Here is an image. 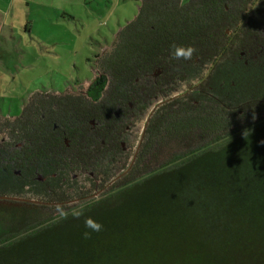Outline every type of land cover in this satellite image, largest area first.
Here are the masks:
<instances>
[{
    "label": "trees",
    "instance_id": "trees-1",
    "mask_svg": "<svg viewBox=\"0 0 264 264\" xmlns=\"http://www.w3.org/2000/svg\"><path fill=\"white\" fill-rule=\"evenodd\" d=\"M143 1L102 62L123 81L148 67L151 44L207 45L225 18L224 0ZM227 74L217 100L193 115L202 134H213L201 146L117 194L50 220L38 216V224L0 211V264H264V117L230 129L264 110V89H246L241 74L228 90ZM185 114L177 123L188 124L179 121ZM87 218L102 230L86 227Z\"/></svg>",
    "mask_w": 264,
    "mask_h": 264
},
{
    "label": "flooded vegetation",
    "instance_id": "flooded-vegetation-1",
    "mask_svg": "<svg viewBox=\"0 0 264 264\" xmlns=\"http://www.w3.org/2000/svg\"><path fill=\"white\" fill-rule=\"evenodd\" d=\"M222 9L219 35L192 45L193 60L178 70L169 46L153 43L148 67L128 81L101 67L89 83L46 91L22 104L16 117L0 115V202L14 204L20 217L40 209L53 218L117 194L164 166L138 168L170 132L167 122L217 100L222 72H228V90L241 74L246 89H264V0H224ZM97 57L95 69L105 59ZM263 117L264 110L243 127Z\"/></svg>",
    "mask_w": 264,
    "mask_h": 264
},
{
    "label": "rangeland",
    "instance_id": "rangeland-1",
    "mask_svg": "<svg viewBox=\"0 0 264 264\" xmlns=\"http://www.w3.org/2000/svg\"><path fill=\"white\" fill-rule=\"evenodd\" d=\"M178 1L183 5L191 0ZM141 3L142 0H11L5 13L8 32L16 41L6 45L8 58L0 59V115L16 117L21 114L22 104L38 99L46 91L73 90L78 84L91 82L103 67L98 62L95 69L97 56L110 54L117 36L140 15ZM260 114L259 110L254 115L239 116L233 129ZM192 116L179 118L189 122H179L177 127L176 120L167 122V128L172 126L170 132L143 155L138 168L157 169L213 136L202 134ZM0 206L6 207L1 211L7 215L20 213L13 209L14 204L0 202ZM42 212L39 209L33 214L29 223L38 224V216L41 220L51 219L52 212Z\"/></svg>",
    "mask_w": 264,
    "mask_h": 264
},
{
    "label": "clouds",
    "instance_id": "clouds-1",
    "mask_svg": "<svg viewBox=\"0 0 264 264\" xmlns=\"http://www.w3.org/2000/svg\"><path fill=\"white\" fill-rule=\"evenodd\" d=\"M195 52L196 49L192 45L171 44L168 50V59L169 62L177 66V70H178L179 66H182L184 63L193 60ZM82 215H83V210H80L73 213V218L79 219V217ZM64 218H66V216ZM85 224L86 227H90L93 232H100L103 228L102 224L91 220V218H87ZM82 235L85 239L90 238L89 232H84Z\"/></svg>",
    "mask_w": 264,
    "mask_h": 264
},
{
    "label": "crops",
    "instance_id": "crops-1",
    "mask_svg": "<svg viewBox=\"0 0 264 264\" xmlns=\"http://www.w3.org/2000/svg\"><path fill=\"white\" fill-rule=\"evenodd\" d=\"M11 0H0V59L6 60L8 58V51L6 45L16 41L15 37L8 32L6 10L9 7ZM8 32V33H7Z\"/></svg>",
    "mask_w": 264,
    "mask_h": 264
}]
</instances>
